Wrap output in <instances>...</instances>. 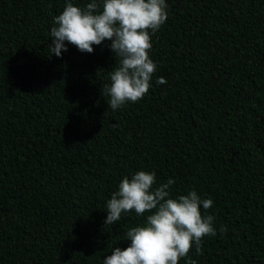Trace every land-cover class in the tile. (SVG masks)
<instances>
[{
    "label": "trees",
    "instance_id": "1",
    "mask_svg": "<svg viewBox=\"0 0 264 264\" xmlns=\"http://www.w3.org/2000/svg\"><path fill=\"white\" fill-rule=\"evenodd\" d=\"M66 2L0 0V264H103L147 215L104 226L138 170L213 201L217 234L179 264H264V0H166L151 87L116 110L111 41L51 55Z\"/></svg>",
    "mask_w": 264,
    "mask_h": 264
},
{
    "label": "clouds",
    "instance_id": "2",
    "mask_svg": "<svg viewBox=\"0 0 264 264\" xmlns=\"http://www.w3.org/2000/svg\"><path fill=\"white\" fill-rule=\"evenodd\" d=\"M166 0H92L84 7L67 0L54 18L51 28V55L61 57L68 45L92 53L93 46L111 41L115 63L104 85L108 105L116 110L126 103L143 99L151 87L157 64L150 58L152 35L168 17ZM156 83L164 84L160 77ZM173 179L157 183L155 171L138 170L124 176L118 190L107 201L105 225H114L122 214L133 211L145 216L142 224L128 229L126 248L113 247L103 264H179L193 244L202 252L205 236H215V217L202 214L213 206L211 199H202L197 191L177 197L171 195ZM221 232L226 229L221 226Z\"/></svg>",
    "mask_w": 264,
    "mask_h": 264
}]
</instances>
